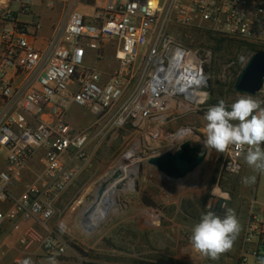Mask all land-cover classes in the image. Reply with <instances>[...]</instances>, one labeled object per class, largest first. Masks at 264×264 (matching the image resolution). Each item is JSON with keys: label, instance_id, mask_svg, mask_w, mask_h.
Listing matches in <instances>:
<instances>
[{"label": "built area", "instance_id": "built-area-1", "mask_svg": "<svg viewBox=\"0 0 264 264\" xmlns=\"http://www.w3.org/2000/svg\"><path fill=\"white\" fill-rule=\"evenodd\" d=\"M34 1L0 0V244L16 234L23 251L36 246L47 256H63L67 246L51 221L93 158L87 150L93 126L104 121L119 128L134 120L136 128L154 134L144 144L153 151L148 159L175 151L181 141L167 140L159 152V134L204 106L208 76L204 59L176 42L172 26L209 23L264 50V0H102L91 13L81 11L82 0H40L60 15L38 44L39 24L18 19ZM108 47L119 64L111 75L98 67ZM72 106L94 114V125L73 128ZM246 151L230 147L219 177L239 174ZM35 158L42 168L27 181ZM262 259L264 211H251L236 264ZM22 261L17 256L7 264Z\"/></svg>", "mask_w": 264, "mask_h": 264}, {"label": "rangeland", "instance_id": "rangeland-1", "mask_svg": "<svg viewBox=\"0 0 264 264\" xmlns=\"http://www.w3.org/2000/svg\"><path fill=\"white\" fill-rule=\"evenodd\" d=\"M82 1L86 5L81 7V11L91 13L92 8H96L102 0ZM171 29L176 42L197 51L204 59L208 76L205 88L207 95L201 109L173 120L159 134V152L167 149V140L181 141L180 136L189 134L198 137V141L185 138L181 142L189 140L194 145L201 144L203 150L207 151L205 160L186 178L169 179L148 163V155L153 151L146 149L144 144L149 143L148 137L153 139V132L148 136L145 131L134 126V120H128L119 128L105 126L104 121L94 125L97 120L94 114L84 108L72 106L69 122L73 128L83 129L94 125V136L87 148L94 155L58 201L57 212L51 221V227L67 246L65 255H46L39 264H50L52 258H55L57 264H81L82 261L95 264L237 263L244 227L251 212L249 200L252 199L250 195L253 189L251 191V185L244 184L243 190L245 194V190H248V197L245 196L242 200L238 188L242 175L219 177V167L225 152L217 153L205 147L204 115L219 100L223 99L226 104L231 105L242 95L234 89L236 78L245 65L238 58L244 56L248 60L254 53V48L248 42L221 33L209 23L172 26ZM118 65L114 49L108 47L98 64L99 69L111 75ZM253 98L264 102V91L253 95ZM261 106L264 107V103ZM3 154L2 151L0 155ZM245 155L241 157L242 161ZM124 159L130 164L141 162L133 178V189L117 194L115 192L112 196L114 205L106 215L101 214L103 205L98 204L94 209L95 219L100 217L101 221L95 220L92 215L90 223L100 222L93 231H85L80 222L83 209L94 201L100 184L107 183V188L110 189V178ZM41 168L39 162L36 170ZM127 170L128 166L125 167V171ZM123 180L126 184L130 182L129 177ZM216 189L226 194L227 199L224 198L225 203L220 209L217 210L215 206L212 210L223 217L228 208L234 209L242 229L232 250L221 255L218 260H212L195 252L189 238L201 215L209 210L206 206ZM142 197L152 201L155 206L146 205ZM61 224L64 225L63 232L59 227ZM7 241L9 242L0 244V262L14 251H9L7 245L14 243L16 237L12 235ZM4 252H7L6 255Z\"/></svg>", "mask_w": 264, "mask_h": 264}, {"label": "clouds", "instance_id": "clouds-1", "mask_svg": "<svg viewBox=\"0 0 264 264\" xmlns=\"http://www.w3.org/2000/svg\"><path fill=\"white\" fill-rule=\"evenodd\" d=\"M240 63L246 64L247 59L240 56ZM207 95V94H205ZM262 101L253 98L251 94L238 96L231 105L225 100L207 109L204 120L205 147L224 153L234 146L236 149L244 150L246 164L253 172L264 174V107ZM256 175L245 177L243 183L255 184ZM214 195V193H213ZM227 199V196H225ZM215 202L209 200L206 213L202 214L200 221L195 224L189 238L192 249L203 257L218 260L221 255L230 252L236 239L241 232L242 226L235 210L228 208L223 217L218 216L213 210ZM223 206V205H221ZM63 232L64 225H59ZM21 264H33L30 258L24 259ZM50 264H57L55 258ZM264 264V259L260 261Z\"/></svg>", "mask_w": 264, "mask_h": 264}, {"label": "water", "instance_id": "water-1", "mask_svg": "<svg viewBox=\"0 0 264 264\" xmlns=\"http://www.w3.org/2000/svg\"><path fill=\"white\" fill-rule=\"evenodd\" d=\"M264 85V50L255 51L247 60L244 68L238 74L234 89L240 94L256 95L259 93ZM193 130L192 128H185ZM207 151L203 150L201 144H192L189 140H185L180 143L179 147L175 151H166L158 156H154L148 159V163L154 166L164 176L172 180H179L186 178L195 169H197L205 160ZM140 166V165H139ZM120 173L118 169L114 172L113 178H116ZM113 190V191H112ZM115 189H107V183L99 185L94 201L84 208L81 214V226L87 231L91 232L99 224L89 222V218H92L94 209L101 204L105 213L114 205L112 196ZM108 193V194H107ZM107 194V195H106ZM211 200L215 202L213 207H217V210L221 208L224 200L217 197H212Z\"/></svg>", "mask_w": 264, "mask_h": 264}, {"label": "crops", "instance_id": "crops-1", "mask_svg": "<svg viewBox=\"0 0 264 264\" xmlns=\"http://www.w3.org/2000/svg\"><path fill=\"white\" fill-rule=\"evenodd\" d=\"M59 15H60V11L59 9H50L48 7L45 6L44 3H42L40 0H36L33 2L32 7H31V11L27 14H20L18 15V19L21 22H24L26 24H39V39H37L36 44H38L40 42L41 39H45L47 37H49L50 33H51V28L52 25L57 22L59 20ZM36 20V21H35ZM264 147V146H263ZM39 165V159H33L30 163V167L27 171V181L31 180V175L33 174L34 171H36V169L38 168ZM240 165H241V171L239 174L242 175L241 181L239 182L240 184H238V188L240 193L242 194V200H244L245 196L248 197V190L246 189V194L243 190V179L245 177H249L252 175H256V182L255 184H251V187H249V189L251 188V191L253 189V191L251 192L252 199L250 198V202H249V207L251 211L254 212H258V213H262L264 211V174H261L259 172H253V169L250 168L246 162L245 159L240 160ZM5 166V155H0V170L3 169ZM88 166V165H87ZM86 166V167H87ZM85 167V168H86ZM84 168V169H85ZM239 181V180H238ZM249 186V185H248ZM253 193V195H252ZM244 195V196H243ZM17 235H14V238ZM5 242H9V241H5ZM9 251L14 250L13 252H11L10 256L6 255L7 252L5 253V259L3 261L0 262V264H7L9 262L10 259L15 258L17 256H20L24 259L30 258L33 261V264H39L41 262V260L46 256L40 249H38L36 246H34L31 250L28 251H23L22 249H20L17 244L16 241L14 243L11 244L8 243L7 245ZM7 249V250H8ZM11 261V260H10Z\"/></svg>", "mask_w": 264, "mask_h": 264}, {"label": "bare ground", "instance_id": "bare-ground-1", "mask_svg": "<svg viewBox=\"0 0 264 264\" xmlns=\"http://www.w3.org/2000/svg\"><path fill=\"white\" fill-rule=\"evenodd\" d=\"M193 132V131H192ZM194 133V132H193ZM195 135V134H194ZM185 138H191L193 141L194 140H197L198 141V137L196 136H192V135H183V136H180V140L182 141L183 139ZM201 141V140H200ZM140 161L138 162H133L132 164H130L126 159H124L122 161V163L120 164V166L118 167V172L120 173L116 178H113V175H112V178L111 179V183H112V186L110 187V189H115L114 191L117 193H120V192H123V191H126L128 189H133L134 187V181H133V178L135 177V175L137 174L138 172V167L140 165ZM128 166V170L125 171V167ZM126 177H129L130 178V182L128 184H126L123 180V178H126ZM116 179V180H115ZM108 189V188H107ZM113 191V190H112ZM114 192V193H115ZM214 193L218 196V197H222V198H225L226 194L220 192L218 189H216L214 191ZM103 209V208H102ZM105 213V209L102 210V213L103 214ZM107 213H105L106 215ZM93 218L95 219V212L93 214ZM97 217V216H96ZM96 219H100L99 218H96ZM95 219V220H96Z\"/></svg>", "mask_w": 264, "mask_h": 264}, {"label": "trees", "instance_id": "trees-1", "mask_svg": "<svg viewBox=\"0 0 264 264\" xmlns=\"http://www.w3.org/2000/svg\"><path fill=\"white\" fill-rule=\"evenodd\" d=\"M255 51L257 50H254V52ZM142 201L148 206H152V207L155 206V204L152 201L148 200L146 197H142ZM81 264H95V263L82 261Z\"/></svg>", "mask_w": 264, "mask_h": 264}]
</instances>
